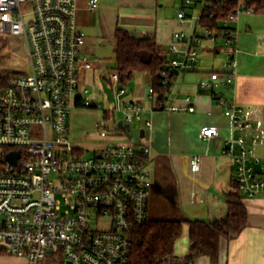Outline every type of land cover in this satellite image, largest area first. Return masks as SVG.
Masks as SVG:
<instances>
[{"label":"built area","instance_id":"obj_1","mask_svg":"<svg viewBox=\"0 0 264 264\" xmlns=\"http://www.w3.org/2000/svg\"><path fill=\"white\" fill-rule=\"evenodd\" d=\"M256 1L181 0L162 72L170 91L159 110L195 112L190 98L185 108L171 105L175 76L195 72L200 45L215 41L216 33L230 51L223 72L207 74L201 89L234 85L235 25L243 15H256ZM98 3L90 0V8ZM77 11L76 0H0V249L29 264H45L51 255L65 264H131L130 231L149 220L151 149L138 150L120 136L118 144L88 157L72 141V111L100 107L81 84L88 39ZM111 80L116 91L109 113L123 124L141 120L144 107L122 102L126 90L119 88V74ZM217 101L233 120L223 155L235 166L234 182L244 198L264 199V156L255 151L260 140L246 136L253 124L224 94ZM218 135L213 126L200 132L204 141ZM200 167V159L193 158L192 171Z\"/></svg>","mask_w":264,"mask_h":264},{"label":"crops","instance_id":"obj_2","mask_svg":"<svg viewBox=\"0 0 264 264\" xmlns=\"http://www.w3.org/2000/svg\"><path fill=\"white\" fill-rule=\"evenodd\" d=\"M89 3L90 0H76L77 22L88 39L86 54L89 59L83 63L81 84L91 91L90 88L96 85L97 72L110 70L108 76L100 78L114 94L116 89L111 76L118 73L114 70L116 32L126 30L137 38L147 36L155 39L167 56L173 34L178 28L177 15L162 19L159 9L164 8V4L161 0H99L98 7L94 9L90 8ZM181 6L182 2L177 12ZM245 17L251 19L243 23L244 26L240 22L235 25L239 31V53L235 67L236 80L231 88L201 89L200 84L207 74L223 72L219 56L224 51L226 54L230 51L227 47V50H213L206 45L201 49L202 44L195 72L176 75L171 92V105L185 108L190 103L195 108L194 113L159 110V96L155 92L150 93L152 77L147 73H137L125 86L121 84L119 76V88L126 90L120 98L122 102L137 103L144 107L145 113L141 120L124 123L130 125V131L120 128L122 119L114 116L116 135L100 136L102 142H97L101 144L88 149H95L94 154L119 143L122 136L133 142L130 138L133 130L137 136L136 149L150 147L148 169L153 187L149 199V221L184 222L183 236L175 247L178 258H184L190 250L188 223L225 218L228 212L227 195L235 190V166L223 155L226 142L233 134V120L225 115V110L218 104V94H224L230 103L244 110L245 119L254 127L246 136L259 138L255 151L259 156H264V15ZM112 54L114 58L109 57ZM95 94V91L93 95L91 93L93 99ZM187 98H190L189 103L186 102ZM98 106L91 108L92 111L102 109L101 105ZM108 113L105 114L106 119ZM71 116L73 122V114ZM146 121H150L152 126L147 127ZM207 126L218 128L219 135L204 141L200 132ZM72 141L83 149L82 140ZM195 157L201 163L198 172L191 169V160ZM243 202L249 213L248 227L231 241L222 242L218 264H264V199L244 198ZM0 264L29 262L4 253L0 255ZM195 264L212 263L209 258L201 257Z\"/></svg>","mask_w":264,"mask_h":264},{"label":"trees","instance_id":"obj_3","mask_svg":"<svg viewBox=\"0 0 264 264\" xmlns=\"http://www.w3.org/2000/svg\"><path fill=\"white\" fill-rule=\"evenodd\" d=\"M256 7V14L264 15V0H257ZM115 40L114 70L119 73L121 84L125 86L137 73H147L152 77L158 102L165 101L170 90L162 83L167 56L161 46L155 39L147 36L137 38L126 30H118ZM243 199L235 184V190L227 195L225 218L188 223L190 250L184 258L175 254L176 244L183 236L184 222L148 220L142 226L134 227L130 231L131 264H195L201 257L218 264L222 242L231 241L248 227L249 213ZM0 255H4L1 249Z\"/></svg>","mask_w":264,"mask_h":264},{"label":"rangeland","instance_id":"obj_4","mask_svg":"<svg viewBox=\"0 0 264 264\" xmlns=\"http://www.w3.org/2000/svg\"><path fill=\"white\" fill-rule=\"evenodd\" d=\"M163 1L164 4V8H160V17L162 19H167L169 17H173L175 15H177V8L178 6L181 4V0H161V2ZM246 15H243L242 18L240 19V24L243 25V23L247 22L248 20H250L251 18L249 17H245ZM244 27H243V32H244ZM199 33L202 36H205V29L200 28L199 29ZM215 36H217V39L215 41L212 40H204L202 45H201V49H203V47L206 45V47H211L213 48V50L216 49H225L227 50L226 46H225V41L223 39V37L216 33ZM21 55L22 51H20ZM226 53L225 51L223 52V54H221L219 56V62L221 67H222V63H224L225 58H226ZM109 57H113V54ZM1 66L4 64H0ZM224 70V67H223ZM109 71L107 70H101V72H97L96 74V85L95 87H91V93L93 95L94 91L96 92V94L94 95V101L97 105H101L102 109L100 110H93L92 109H86V110H82V111H78V110H73L71 115L73 114V122L71 120L72 116H70V129H71V135H72V139H79L82 140L81 143L83 146L84 154L83 156H92L93 155V151L95 149H92L91 151L88 150L90 148H94L96 146H99L102 142V140H100V135L102 131H105L108 133V135H116V130L115 128L117 127V124L115 123L114 120V115L113 114H109L107 115V119L105 118V114H107L106 112H110L113 109V103H114V97L113 94L110 90V88H108V86L106 85V83L103 82V80L100 78V76H108L109 75ZM94 89V91H93ZM88 136V137H87ZM130 138L132 139L133 142L128 141L126 142L127 144H131L133 147L137 148V145L135 143H137V136L135 134V130H133V132L130 134ZM99 140V142H97ZM118 144V143H116ZM60 198V197H59ZM106 220L102 221V225L103 226H108ZM97 227V224L96 226ZM99 227H101V224H99ZM45 264H65L64 260L62 259H56L53 258L51 255L47 258Z\"/></svg>","mask_w":264,"mask_h":264},{"label":"water","instance_id":"obj_5","mask_svg":"<svg viewBox=\"0 0 264 264\" xmlns=\"http://www.w3.org/2000/svg\"><path fill=\"white\" fill-rule=\"evenodd\" d=\"M119 127L123 128V129H126L127 131H130V125H124L123 122L119 123Z\"/></svg>","mask_w":264,"mask_h":264}]
</instances>
